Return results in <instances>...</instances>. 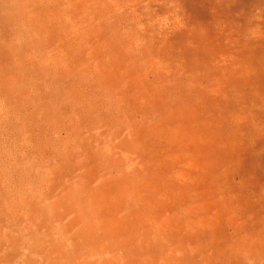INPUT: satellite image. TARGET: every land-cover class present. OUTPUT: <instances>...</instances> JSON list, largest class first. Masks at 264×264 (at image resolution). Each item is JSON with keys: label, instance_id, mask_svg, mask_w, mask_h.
Segmentation results:
<instances>
[{"label": "rangeland", "instance_id": "1", "mask_svg": "<svg viewBox=\"0 0 264 264\" xmlns=\"http://www.w3.org/2000/svg\"><path fill=\"white\" fill-rule=\"evenodd\" d=\"M52 1L0 0V264H264V0ZM157 123L149 151L123 142ZM193 160L209 174L176 188L179 246L71 220L87 168L123 170L131 191Z\"/></svg>", "mask_w": 264, "mask_h": 264}, {"label": "bare ground", "instance_id": "2", "mask_svg": "<svg viewBox=\"0 0 264 264\" xmlns=\"http://www.w3.org/2000/svg\"><path fill=\"white\" fill-rule=\"evenodd\" d=\"M40 5L42 6V8L46 7L44 5V3H42ZM55 5L56 4H55L54 0L52 2L48 3V6H49L50 10L53 11V13L55 10ZM51 15L52 14L50 13L49 16H51ZM39 16L42 17L43 15H39ZM31 17H34V16L30 15L28 18H31ZM29 21L31 22V19ZM40 23H41V21H40ZM35 25L38 27L39 24H35ZM50 25L47 24V27L45 29L46 30L53 29L52 27H55L54 25H56V24H54V25L52 24L51 26ZM61 28H64V26H61ZM50 36H52V35H50ZM1 41L2 40L0 39V43H1ZM2 65L6 66V64H4L3 61H0V66H2ZM16 68H17V63L14 61L13 65H12V69H16ZM118 68H119V66H115L114 69H112V67H108L106 72L104 73L103 79L108 83L113 82L114 79L117 77V74L120 73L123 69L122 67L119 69ZM130 85H131V83H130ZM98 86H99V83H98ZM132 90H133V88L130 86V90L128 93L131 95V98L128 97L127 101H132L137 96L143 95V94L138 93V92H133ZM0 94H1V91H0ZM119 102H120V100H119ZM123 102L124 101L121 100L120 103H123ZM8 105L10 106V104H8ZM12 108H11V106L9 108V109H11L10 112L12 111L11 116H15L16 115L15 113H18V112L15 110V107H12ZM20 110L23 111L24 114L28 113L26 107H21ZM87 112H90L89 109H87ZM30 114H32V113L30 112ZM160 117H162V115H160ZM100 118H101L100 115L96 116L95 118L91 117L89 119L88 123L92 124V122L93 123L95 122L94 124H99ZM96 121H97V123H96ZM164 122H166V121L163 119V121L161 120L158 123H164ZM158 123L156 124L155 128H151V130H149L148 132H146V130H144V129L141 130V128L132 132V133L128 132L130 136H129V138H122L123 142H125L127 140L126 142H127V144H130L129 145L130 149L131 148L135 149V147H136V148H141L145 151H149L150 149L153 148L152 145H154L158 141V136L163 134L162 130H159V128H158L159 127ZM101 130H102V128H101ZM120 130L123 131V129H120ZM120 130H117L118 135H119ZM158 130H159V133H158ZM102 131L104 132V130H102ZM102 131L99 133L101 134ZM122 131H120V133H122ZM78 136L82 140L81 143H85V142H83L85 139H87V142L90 143L91 140H93V139L96 140V139L100 138V135H97V134L96 135H84L83 133H78ZM120 141L121 140L119 138V142ZM116 145L120 146L121 144L119 145V143L116 141ZM173 146H175V145H173ZM80 147H81V145H80ZM81 150H82V148H81ZM91 157H94V156H91ZM178 157H180L179 154H178ZM97 159H99V157H97ZM193 162L196 164H192V162H191L190 166H188V167H190V169H188V171L182 172L180 170L179 172H177L178 174H177L176 179H178L180 182L177 181V183L170 184L169 182H164V183L162 182L161 183L157 180H149L146 182L145 186L142 185V183L138 184V183L134 182L130 186L131 191L126 190L125 187L123 188V182L129 183V181L132 180V179H129V174L126 175V173H124L123 170H118V172H120L121 176L118 178H115L113 175L116 172V170H114V169H113L114 173H112V172L109 173V171H107V169H105V171L103 172L101 170V168H99V167H94L93 169L87 168L86 171H88V173L87 172L84 173L87 178L89 177L87 180L85 179V182H87L88 184H85V186H84V188L86 189V192H87V197L85 198V205L82 206L84 208V210L87 212L82 213L81 215H79V217L73 216V218L71 220H73L74 225L77 226V225H79V220H84V219H86V216L91 217L92 215H94L95 218H97L98 220H101L100 226L104 229L107 228V230L110 232L109 236L116 234L117 232L122 230L125 234L136 236V237H139L142 239H143V236L146 235L147 233H148V235L153 234L152 233L153 229H157V230L161 231V228H162V229H164L165 234H168L169 232H171L172 235H170V236H172V237H170V240H169L170 244L173 242L172 239L175 240L174 242H177L178 238H176V236H177L176 231L180 230V227H182L181 226L182 222L180 219L181 214H179L180 212H179V210L176 209V206H175V204L177 203V199H176V195H175V194H177L176 188L178 187L181 190L182 187H187V189H188L190 187L192 188L193 186H196L197 189H199L203 184L205 185L206 181L204 179H207L208 174H209V172L206 173L207 175H204L202 173L201 168H200L201 164L199 161L193 160ZM83 163H85V162H83ZM80 166H81V164H80ZM129 167H130V165H129ZM152 167H154V166H152ZM157 169H160V168L157 167ZM101 174H103V175L105 174L107 177L104 175V177L101 178L100 177ZM138 175H139V173H138ZM120 185H121V188L119 189ZM123 193H124V195H122ZM179 202L184 203V201L182 202V199H180ZM207 206H208V204H207ZM187 208H188L189 212H192L191 208L189 206ZM57 216H58V214H57ZM67 216H69V215L67 214ZM162 218H163V220H162ZM146 219H147V221H146ZM143 221H146L147 225L141 224L137 227L135 226V223H137V222L143 223ZM196 223H197L196 220L191 221V225L188 226L186 224V228L189 227V229L192 231H194L196 227L197 228L200 227L199 230H203V231L206 230V221H205V223H202L200 221H198L197 224ZM88 224L92 225L93 231H92L91 235H93L94 229L98 228L95 226V224H97V223L89 220ZM207 226L211 228V225H207ZM141 228L145 229L146 234L144 233V235L143 234L141 235L139 233L142 230ZM88 232H89V226L87 225V233ZM137 233L140 235L138 236ZM95 235H96V232H95ZM157 236H158V234L155 233V235H153L152 239L156 240ZM161 239H162V237H161ZM96 243H98V242L96 241ZM149 244L152 246L151 243H149ZM179 244H180V242L178 241L177 246H179ZM160 252H161V250H160ZM52 255H53V253H52ZM103 264H107V262L105 261V262H103Z\"/></svg>", "mask_w": 264, "mask_h": 264}]
</instances>
